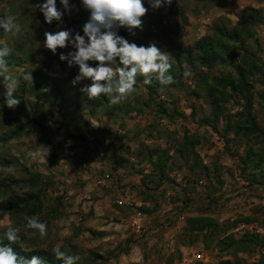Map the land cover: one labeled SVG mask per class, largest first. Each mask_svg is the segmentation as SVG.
<instances>
[{
  "label": "rangeland",
  "instance_id": "rangeland-1",
  "mask_svg": "<svg viewBox=\"0 0 264 264\" xmlns=\"http://www.w3.org/2000/svg\"><path fill=\"white\" fill-rule=\"evenodd\" d=\"M183 1L149 8L142 18L143 31L125 37H137L139 45L156 43L176 64V53L193 46L217 23L233 28L242 20L243 10L255 19L252 33L240 35L237 41L226 39L228 54L210 67L194 68L182 57L183 75L175 84L158 89L154 97L148 96L137 76L136 91L126 100L93 107L90 100L94 98L87 96L79 101L81 105L75 103L76 92L82 94V85L71 83L78 68L59 60V54L70 49H58L53 55L42 46L44 32L56 31L57 24H45L35 10L41 0H0V14L15 16L21 25L17 36L0 34V44L12 50L6 60L16 79L13 94L20 93L21 104L37 110L36 126L14 135L16 114L2 104L6 84L0 77V235L8 226L18 227L21 241L12 245L19 251L52 245L78 255L77 264H175L183 258L185 264H256L260 259L264 246L240 251L226 237L241 239L249 232L264 238V204L255 205L258 213L246 222L256 225L253 230L226 227L228 222L250 217L249 213L220 220L205 212L222 211L233 194L245 193L246 183L256 188L264 184V0H218L207 8L194 0ZM73 2L80 7L78 0ZM182 2L185 13L181 15ZM87 18L88 13L80 9L65 15L60 27L80 31ZM33 69L63 79L67 89L73 90L69 99L54 95L51 80L39 96L33 94L32 79H24ZM226 73L245 76L247 86L242 89L247 97L227 87L226 100L220 101L221 94L216 93L219 99L214 103L207 84L213 75ZM123 109L135 112L125 117ZM246 116L253 118L260 133L236 132V122ZM127 121L134 131L128 128L118 134L122 124L129 127ZM106 139L110 144L123 142L124 151L144 150L140 151L145 164L137 167L130 161L124 166L123 161L113 160L111 152L103 155ZM37 149L48 155L33 158L31 153ZM159 155L163 172L154 173L158 168L151 169V161ZM157 187L161 192L155 191ZM104 190L115 193L112 215L98 209L103 202L99 204L97 193ZM201 191L212 194L198 199ZM30 194L39 197L26 206L24 199ZM15 195L23 197L18 211H4L2 202ZM199 210L218 222L209 229L194 230L187 218L201 215L193 213ZM31 216L46 222L45 237L31 235L32 230L25 234V218ZM202 252L203 259L197 255Z\"/></svg>",
  "mask_w": 264,
  "mask_h": 264
},
{
  "label": "clouds",
  "instance_id": "clouds-1",
  "mask_svg": "<svg viewBox=\"0 0 264 264\" xmlns=\"http://www.w3.org/2000/svg\"><path fill=\"white\" fill-rule=\"evenodd\" d=\"M78 3L79 8L73 0H41L35 4V10L42 14L45 24L56 22V31L44 32L42 46L53 55L57 54L58 49H70L66 53L61 52L59 60L66 62L68 67L78 68L71 83L73 86L81 84V93L89 99L104 96L108 98L109 104L117 105L136 91L134 86L138 75L144 77L143 83L146 85L152 83L153 77L160 85L174 82L168 52L157 47L154 42L138 45L119 34L122 29L129 36H135L137 30L143 31L142 18L148 9L167 7L172 0H78ZM80 9L88 13L80 31L60 27L65 15L70 16ZM4 33L12 36L21 33V25L15 16L0 14V34ZM11 51L6 44H0V77L6 84L2 104L8 109L15 108L19 103L13 96L16 79L10 74L6 60ZM24 79H32L31 73L25 74ZM84 81L89 83H82ZM31 155L36 158L47 156L48 153L37 149ZM25 219V234L32 230L31 235L38 234L40 238L46 236V222L37 216ZM5 241L8 243H4ZM19 241L20 229L6 227L0 235V264H46L37 256L30 260L18 257L11 245H17ZM51 253L62 264H77L80 260L78 255H68L59 247H53Z\"/></svg>",
  "mask_w": 264,
  "mask_h": 264
},
{
  "label": "trees",
  "instance_id": "trees-1",
  "mask_svg": "<svg viewBox=\"0 0 264 264\" xmlns=\"http://www.w3.org/2000/svg\"><path fill=\"white\" fill-rule=\"evenodd\" d=\"M184 1H188V0H184ZM194 1L197 4L201 3L202 7L207 8L210 6L209 4H213L218 0H194ZM183 2L179 6L181 15L185 13ZM194 13L195 14L199 13V8L197 7L194 8ZM241 18L242 20H240L237 23V25L231 29H229L225 24L222 23L215 24L214 26H212V28H210V33H208L207 35H205L200 39H197L194 42L193 46L184 47L183 49H181L182 51L180 53L179 52L176 53L173 57L176 58V64L179 66H176V64L173 61L169 60V62L172 64V68L170 72L174 78V82L170 85L175 84V80L183 75V70L180 69L181 64L183 62L182 57L185 56V61L187 62V64L194 68L196 67L207 68L210 67L213 63H215L220 57H223L224 55L228 54L229 44L225 41L226 39H233L234 41H237L240 35H250L252 33L250 30L255 22V19L251 14H249L244 10L242 12ZM119 34L122 36L128 35V33L123 29L122 31H120ZM143 34L146 35L147 33H143ZM129 40L135 41L139 45L137 37H133ZM141 44L147 45L148 43L144 42ZM195 49L197 51H195ZM248 54L252 55L251 53ZM30 73L32 76V84L30 85V87L33 88V92H32L33 94L39 96L42 93V91L45 90L47 84L50 82L49 80H51L53 82L52 91L54 95L56 97H62L63 99H69V96L71 95V92L73 90L71 91V89H67L65 82H63V79L50 77L46 73H44L41 69H33ZM138 79L143 82L144 77L138 75ZM87 82L89 83V81ZM144 85L148 91V96L150 97H154L158 89L170 86V85H160L159 82L155 79V77H153L152 83L150 85H146V84ZM246 86H247V80L245 76L242 75L240 77H236L231 73L213 75L212 81L207 84L209 95H214L216 93L222 95V96L220 95V101L226 100V96L229 95L227 87H230L233 91L240 93L243 97H247L246 93H244V90L242 89V87H246ZM20 88L22 91H24V89L26 90L25 83L22 84ZM13 96L19 101V103L15 106V108H13V111L16 114L15 117L16 125L13 129V132L14 135L20 136L24 133H27L29 130L28 128L30 126H36L37 110L34 109L31 110L28 107L23 106L20 102L23 96L20 93L17 94L14 93ZM81 99L85 100L86 96L83 93L80 94L77 91L75 103L79 104V101H82ZM218 99L219 98L217 97V95H214V97L212 98V102L215 103L217 102ZM90 102H91L90 105L92 104L93 106L94 104L93 107H95V105H99V106L108 105V107L110 106L108 102V98L104 96H101L99 98L96 97L94 98V100H90ZM68 103L70 105L74 104V102L71 100H68ZM79 105H81V103ZM235 126L237 128L236 132H240L242 131V129H245L252 133H260L259 127L255 124L251 116H246L245 120L240 119L239 121L236 122ZM38 127L40 126L38 125ZM68 142H69L68 139H65V143L68 144ZM158 159L159 160L157 165L159 167V172L162 173L164 160L161 155L158 156ZM38 197L39 195L32 196V194H30L26 199H24L25 205L27 206L29 202L34 201ZM22 199H23L22 196L15 195L7 199L6 201L2 202L4 206V211H18V209L20 208V201ZM15 213L17 212H14V214ZM249 221H251L250 218L236 219L231 222H228L226 227L235 228L239 225V223L241 222L248 223ZM187 222L189 225L192 226L194 230L202 231L209 229V227H211L213 223H217L218 221L213 217L201 214V215L189 216L187 218ZM226 239L228 240L229 245L236 246V249L240 251L241 249H243V251H247L252 246L258 245L260 248L264 246V238L256 233L246 232L244 235H242L241 239H234L233 237L228 235ZM4 243H8V242L5 241ZM11 246L13 248V251L18 254V257L25 256L26 257L24 258L25 260H30L33 256H37L40 257L42 260H44L46 264H62V261L57 260L54 257V255L51 253V250L53 248L52 245L47 247H42L40 250L34 249V250H22V251H19L16 246L13 245ZM223 263L225 262L224 261L220 262V264ZM256 264H264V249H261L260 259Z\"/></svg>",
  "mask_w": 264,
  "mask_h": 264
},
{
  "label": "crops",
  "instance_id": "crops-1",
  "mask_svg": "<svg viewBox=\"0 0 264 264\" xmlns=\"http://www.w3.org/2000/svg\"><path fill=\"white\" fill-rule=\"evenodd\" d=\"M132 99V97H131ZM135 111H128L126 112L124 109L122 110V114H124L125 117H127V114H133ZM126 124H129L126 128V126H124V124H122V126H119L118 127V134L121 132H127L126 130H128V128H131L128 130L129 131H134V127H132V124H130L128 121ZM107 129V127H106ZM116 130V131H117ZM107 131H110L109 129H107ZM155 134V133H154ZM122 143H111L110 144V141H108V139H106L105 143L102 145V149L101 151H103V155H106L108 154L109 152H111V154L114 156L113 160H119V161H123V165L125 166L126 164L125 163H129L130 161V165H135L137 167H140L141 165L145 164V162H142L144 160V154H141V151H144L142 149H139L138 151H133V152H130L129 150L128 151H124V148H122ZM141 150V151H140ZM106 153V154H105ZM125 158V159H124ZM158 158L157 159H153V161H151V164H152V168H155L157 167L158 169H154V173H156L157 171L159 172V167H158ZM140 163V165H139ZM127 166V165H126ZM149 166H147L146 170L144 171L145 173L149 172ZM157 177L156 174H154V178ZM260 187H252L250 190H247L245 191L244 194L242 195H239V196H235L233 194V198H230L228 200V202L224 203L223 204V210L222 211H217V210H214L215 212H205L206 214L208 215H211V216H219V219L220 220H223V219H226V218H229V219H234L236 218V216L238 215L239 212H243L245 214H251V215H247V216H250L248 218H253L255 216V214H257V209L255 208V205L258 204V207H260V204L263 205V199H264V184L260 185ZM160 187H157L156 188V192H161V189H159ZM253 188H256V191H258L256 194L253 193L254 192V189ZM113 190V189H112ZM153 189H151L152 191ZM212 193L210 192H200L198 193V199L201 197V196H204V195H211ZM98 195V198L97 200L99 201V204L101 202H103V208H98V209H103L105 212H107L106 214L107 215H112L113 214V202L112 201V197H114L115 193H111L110 191L108 190H104L102 191L101 193H97ZM215 196L218 195V193L214 194ZM264 207V206H263ZM210 208V207H209ZM211 209V208H210ZM119 210L118 207H116V205L114 206V212L115 214H117V211ZM203 210H199V211H196V212H193L194 214H203L202 213ZM205 211H207V209H205ZM213 211V210H212ZM261 211V210H260ZM263 211V210H262ZM189 214V213H187ZM220 214V215H219ZM254 219V218H253ZM242 223V222H241ZM92 224V223H89V225ZM252 226H256L254 224H250Z\"/></svg>",
  "mask_w": 264,
  "mask_h": 264
},
{
  "label": "built area",
  "instance_id": "built-area-1",
  "mask_svg": "<svg viewBox=\"0 0 264 264\" xmlns=\"http://www.w3.org/2000/svg\"><path fill=\"white\" fill-rule=\"evenodd\" d=\"M190 84L191 83H193L191 80H189L188 81ZM162 97H164V94H162ZM179 180H181V179H179ZM247 185H246V189L247 190H250L252 187H254V186H256V185H249V183H246ZM257 187H260V186H257ZM264 200V199H263ZM263 204H264V201H263ZM137 228L138 229H142V226H141V224H138L137 223ZM239 228L240 229H252L253 230V226L252 225H249V224H247V223H245V222H242V223H240L239 224ZM257 229V228H256ZM143 230H145V229H143ZM258 230V229H257ZM200 258H202L203 259V256H204V253L202 252V253H200V254H197ZM187 262V259L186 258H183V259H181L179 262H177V263H175V264H185Z\"/></svg>",
  "mask_w": 264,
  "mask_h": 264
}]
</instances>
